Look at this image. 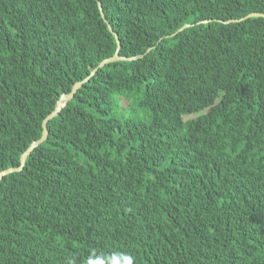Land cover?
Segmentation results:
<instances>
[{
  "label": "trees",
  "instance_id": "16d2710c",
  "mask_svg": "<svg viewBox=\"0 0 264 264\" xmlns=\"http://www.w3.org/2000/svg\"><path fill=\"white\" fill-rule=\"evenodd\" d=\"M0 264H264V0H0ZM205 21H212L205 23ZM188 28L180 30L183 26Z\"/></svg>",
  "mask_w": 264,
  "mask_h": 264
},
{
  "label": "water",
  "instance_id": "95a60500",
  "mask_svg": "<svg viewBox=\"0 0 264 264\" xmlns=\"http://www.w3.org/2000/svg\"><path fill=\"white\" fill-rule=\"evenodd\" d=\"M97 4H98L99 11H100V14H101V17H102L103 21L107 24L109 32L112 33L113 36L115 37V40H116V43H117V51H116L115 55L113 57L109 58V59H106V60L102 61L95 69H93L91 71L90 75L87 78H85L82 81H79V82L75 83V85L72 88V91L69 94H63L60 97V99L58 100V102L56 104L55 110L49 116H47L44 119L43 123H42V136H41V138L39 140L33 142L26 149V151L22 154L19 167L11 168V169H8L6 171L0 172V182L3 179V177H5V176H7L9 174L15 173V172L22 171L28 156L39 145H41L43 142H45L47 140V138H48L47 126H48V123L50 122V120L54 119L55 117H57L59 115V113L67 105V103L74 98V96L78 92V90L81 89L85 83L89 82L90 79L96 74V72L100 68H103L105 65L110 64V63L119 62V61H132V60L136 59L134 57L133 58H124V57H120L119 56V50H120L119 39H118L117 35L113 32L110 24L107 22V20H106V18L104 16V12H103L101 3L99 1H97ZM250 18H264V14L252 13V14H249V15H247L246 17H244L242 19H233V20H229V21H225V22L221 21V22L224 23V24L239 23V22L245 21V20L250 19ZM208 22H212V21H205V23H208ZM188 27H189V25H185L180 30L186 29Z\"/></svg>",
  "mask_w": 264,
  "mask_h": 264
}]
</instances>
